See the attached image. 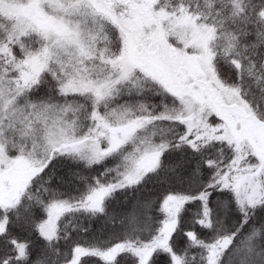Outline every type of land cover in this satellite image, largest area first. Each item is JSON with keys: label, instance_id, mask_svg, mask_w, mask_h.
<instances>
[{"label": "snow or ice", "instance_id": "1", "mask_svg": "<svg viewBox=\"0 0 264 264\" xmlns=\"http://www.w3.org/2000/svg\"><path fill=\"white\" fill-rule=\"evenodd\" d=\"M0 264H264V0H0Z\"/></svg>", "mask_w": 264, "mask_h": 264}]
</instances>
